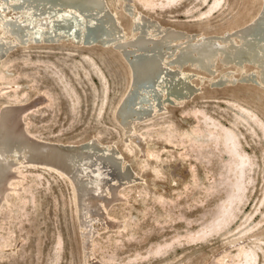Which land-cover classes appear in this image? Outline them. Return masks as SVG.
<instances>
[{"label":"rangeland","instance_id":"obj_1","mask_svg":"<svg viewBox=\"0 0 264 264\" xmlns=\"http://www.w3.org/2000/svg\"><path fill=\"white\" fill-rule=\"evenodd\" d=\"M105 3L129 38L141 15L222 33L252 18L262 0H129L128 14L125 0ZM21 47L0 61V110L42 98L24 116L29 132L74 146L96 138L114 146L137 178L105 210L112 226L93 222L91 237L78 222L69 178L19 167L0 206V264H264V83L257 69H245L255 79L213 87L229 70L218 57L214 76L192 79V100L165 102L156 117L134 124L135 136L115 114L130 82L119 49L66 40Z\"/></svg>","mask_w":264,"mask_h":264},{"label":"bare ground","instance_id":"obj_2","mask_svg":"<svg viewBox=\"0 0 264 264\" xmlns=\"http://www.w3.org/2000/svg\"><path fill=\"white\" fill-rule=\"evenodd\" d=\"M124 10L132 13L129 0ZM131 30L133 35L126 38L105 0H0V61L21 46L57 45L63 40L119 49L127 61L130 82L115 114L124 133L135 136L134 124L156 117L165 102L192 100L198 92L192 79L197 73L214 76L218 57L229 70L212 81L213 87L255 79V70L248 72L246 67L257 69L264 83V0L252 18L222 33L198 34L162 26L147 15L135 17ZM235 68L242 70L240 77H235ZM39 99L6 104L0 110V206L19 179V167L58 171L72 182L78 222L92 237L93 222L101 228L112 226L105 210L120 201V190L137 177L114 146L96 138L74 146L29 132L24 116ZM135 139L136 144L142 140Z\"/></svg>","mask_w":264,"mask_h":264}]
</instances>
